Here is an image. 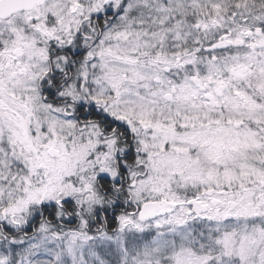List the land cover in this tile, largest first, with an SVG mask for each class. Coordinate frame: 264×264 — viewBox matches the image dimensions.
Wrapping results in <instances>:
<instances>
[{"label": "snow or ice", "instance_id": "obj_1", "mask_svg": "<svg viewBox=\"0 0 264 264\" xmlns=\"http://www.w3.org/2000/svg\"><path fill=\"white\" fill-rule=\"evenodd\" d=\"M0 264H264V0H0Z\"/></svg>", "mask_w": 264, "mask_h": 264}]
</instances>
